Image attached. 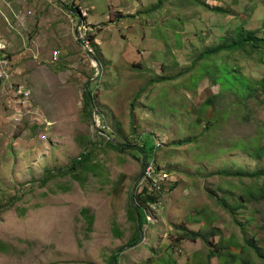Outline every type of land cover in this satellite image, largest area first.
Masks as SVG:
<instances>
[{"label":"rangeland","instance_id":"374dc122","mask_svg":"<svg viewBox=\"0 0 264 264\" xmlns=\"http://www.w3.org/2000/svg\"><path fill=\"white\" fill-rule=\"evenodd\" d=\"M4 1L0 4L8 9ZM197 1L220 6L226 13L211 12ZM25 3L11 8L25 12L24 35L38 30L44 49L38 57L36 50L20 48V60L27 63H15L19 76L10 67L11 82L25 85L31 95L25 105L0 93V242L8 249L0 252V264H109V256L134 237L128 203L140 183L151 178V171H144L146 179L140 178L144 166L130 155L136 156V150L130 149L129 154L100 144L95 150L97 175L89 173L83 184L59 174L42 183L47 171L57 172L77 158L85 150V140L98 143L104 137L125 143L126 149L138 141L140 146L163 143L149 160L155 158L159 172L169 175L159 206L150 203L144 208L151 222L144 226L141 240L123 249L119 264H142L151 257L150 247L164 250L168 239L176 237L171 224L197 231L216 221L212 226L227 235L224 227L229 219L208 195L218 185L223 189L228 185L210 173L264 167V156L256 160L246 154V149L264 145V100L256 96L242 107L229 94L221 99L225 104L215 103L213 111L202 112V102L220 88L204 74L188 90L184 86L195 67L185 71L193 66L190 60L199 47L220 44L239 19L244 29L263 34L264 0H172L150 14L147 11L156 0ZM71 5L77 10L70 12ZM0 12L4 13L1 6ZM32 13L39 14L38 27L30 23L35 19ZM13 34L19 46V37ZM179 34L178 47L175 36ZM169 44L172 49L167 52L164 47ZM228 64L250 79L264 73V60L261 65L245 54L233 53ZM160 77L171 79L155 83ZM141 89L145 91L131 110L130 101ZM85 91L93 98L91 120L82 109ZM205 128L194 143L171 146ZM82 208L94 217L89 232L79 214ZM201 210L217 219L202 223ZM114 223L122 233L119 237L112 233ZM228 227L240 240L236 229ZM258 235L264 246V231ZM176 246L173 257L176 254L178 264H207L200 240ZM211 264L222 263L212 259Z\"/></svg>","mask_w":264,"mask_h":264},{"label":"trees","instance_id":"16d2710c","mask_svg":"<svg viewBox=\"0 0 264 264\" xmlns=\"http://www.w3.org/2000/svg\"><path fill=\"white\" fill-rule=\"evenodd\" d=\"M168 1L172 0H156V3L147 11V14H150L154 10H160L162 4ZM197 4L202 5L205 9L214 13H221L223 15L226 13L220 6L209 7L203 1H197ZM69 10L70 12L74 10L76 11L77 7H72L71 5ZM243 18L245 19V17ZM244 24L245 23L242 19H239L236 26L227 31L224 40L220 44H217L214 47L205 45L199 47L193 59L190 60V64L193 66L186 68L185 74L191 71L192 67H195V70L187 78L186 86H184L188 90H193L198 83L199 77L204 74H209L211 76L210 82L217 84L220 88V92L217 95L210 96L202 102V112L206 109H211V111H213L215 103L225 104L221 99L223 96L226 97V95L229 94L232 95L233 103L237 100V103L242 107H244L248 100L255 99L256 96H260L264 100V73L259 78L250 79L244 76L238 67L228 64L232 60L233 53H241L248 57L250 56V60L262 65V61L264 60V27L261 30L263 34H259V30L254 31L244 29ZM181 37L180 34L175 36L176 45L178 47L181 46ZM90 45L94 48L96 47L92 39H90ZM171 49L172 46H170V44L168 46L165 45L164 47V50L167 52H170ZM223 52L225 53L222 54ZM191 54L192 53L188 54V57H190ZM216 61H219L221 64L216 65ZM262 72H264V68ZM177 77L178 76H175L173 78ZM169 79H171V77H160L155 83H165ZM152 82L153 81H150L147 86ZM88 87L89 86H87V88ZM144 91V89H141L132 97L129 104L131 110L132 108L134 110V104L141 98ZM88 92L89 94L86 91L83 93L84 101L82 109L85 110L84 112L91 120L93 98L90 96L91 92ZM96 116H99V114L96 113ZM101 121L102 126H104L105 121L103 122L102 119ZM205 131L206 128L196 137H186L184 139L179 138L180 140L176 141V143L171 146H185L192 144L197 140L196 138L203 135ZM100 144L111 150L123 153L125 151L130 154V149L136 150V156L132 154L130 155L140 161L143 166H145V163L147 162H153L155 168L153 174H167L163 180L155 179L156 177L154 179H146V177L142 175V179L144 178L146 181L144 182V185L139 182L140 185L138 187L139 190L137 191V195L133 194V201L136 210L133 209L130 201L127 208V219L134 227V237L128 241L125 247L117 249L109 256V264H119L123 249L133 247L140 241V234L148 222L144 214V208H148V204L150 203L158 204L159 206V195L169 180H167V177L169 176L168 173L159 172L161 170L155 163V158H153L152 161L149 160V155L153 154L156 149H159L163 143L156 141L153 146H147L145 143H142L140 146L138 141L136 144L134 143L133 145H130L132 147L128 146L126 149L127 145H125V143H117L115 139L111 137H109V139H105L104 137L102 138V141L98 143H92L90 141L86 142L85 140V150L81 152L77 158L73 159L65 168L58 169L57 172L47 171L42 179V183H46L54 178L56 174L63 177L69 176L77 180L79 184L86 182V176L89 173L97 175L96 172L97 169H99V162L96 160L95 150H97V146H100ZM246 154L253 159H261L264 156V145L254 147L251 150L248 148L246 149ZM210 175L217 176L218 182L224 181L226 185H228L224 189L218 185L216 189H211L210 194L208 195V199H211L229 219L227 224L224 223V229L227 231V235L220 228L212 226L216 221L212 222L211 227L201 228L197 231L190 230L184 224H171L176 236L174 237V241L168 239L169 244L164 250L158 248V251H155L150 247L151 257L144 260L142 264H178L176 261V254H174L175 257H173L174 251L179 248L176 245H180L183 241L195 242L196 240H200L206 248L205 260L207 261V264H211L212 259H216L222 264H264V246H262V240L258 235V233L264 231V210L261 208L264 204V167L252 171L246 170L242 167L225 168L210 173ZM153 182L158 184V188L151 187ZM146 185L151 187V189L149 190ZM175 186L176 184L170 189ZM229 186H232V190ZM218 193H220V195ZM198 213L200 214V217H203L201 221L202 223L208 224L213 221L214 218L217 219L216 217L213 218V216L206 215V212L203 210ZM79 214L84 219L89 232L94 217L90 214V211L87 208H82ZM228 224L231 228L236 229V233L239 234L240 240L235 234H230L228 232ZM111 230L116 237L122 235L115 223ZM216 237L217 241L214 240ZM7 251V246L0 242V252Z\"/></svg>","mask_w":264,"mask_h":264},{"label":"crops","instance_id":"0c3cea01","mask_svg":"<svg viewBox=\"0 0 264 264\" xmlns=\"http://www.w3.org/2000/svg\"><path fill=\"white\" fill-rule=\"evenodd\" d=\"M15 3H17L18 5H23V3H25V0H6L4 1V5L8 9H6L3 6V4H0L1 9L4 11V13L0 12V36L3 39H5L8 44V49L6 51H7V55L11 57V62H12L11 68L13 71V75L19 76L21 73L17 72V69L15 68V63L18 65L27 63V61H23L22 59L20 60L21 54H19V51L24 48L28 52H32L36 50L35 53L39 57L40 53L44 49V46L41 45L38 41L39 35H40L38 30H36V32H34L33 34L29 33L28 35H24L26 29H23V28L27 24L28 18H27V15L25 16L24 11L15 12L12 10L11 7L14 8L13 4ZM26 4L27 3H25V5H23L22 8H24ZM31 17L35 18L34 20L30 19L31 25H36L38 27L39 26L38 22L40 20L39 14L32 13ZM17 31L18 33L20 31V34H18ZM14 32H16V36L19 37V46L18 45L16 46L17 39L15 37V34H13ZM20 67H23V66H20ZM0 93H1V83H0ZM8 98L10 99V96H8Z\"/></svg>","mask_w":264,"mask_h":264},{"label":"built area","instance_id":"2783aa9c","mask_svg":"<svg viewBox=\"0 0 264 264\" xmlns=\"http://www.w3.org/2000/svg\"><path fill=\"white\" fill-rule=\"evenodd\" d=\"M0 66H1V93L10 95L11 100L16 101L20 106L25 105V100L20 99V92H27L22 84H14L11 82L13 79L10 69L3 65V53H0ZM150 171V170H148ZM151 177H156L155 179H163L166 176L163 174H152ZM153 187L158 188V184L153 182Z\"/></svg>","mask_w":264,"mask_h":264},{"label":"bare ground","instance_id":"6f19581e","mask_svg":"<svg viewBox=\"0 0 264 264\" xmlns=\"http://www.w3.org/2000/svg\"><path fill=\"white\" fill-rule=\"evenodd\" d=\"M10 31V30H9ZM7 45H6V43H5V41L0 37V53H3V65L5 66V67H7V68H9L10 69V63H8V61H10L9 60V57L7 56ZM11 72V71H10ZM0 83H1V66H0ZM25 86V85H24ZM23 86V87H24ZM25 88V87H24ZM30 91V90H29ZM31 93V92H30ZM7 94V93H6ZM20 95H21V97H22V99L23 100H25V101H27V100H29V98H30V96L31 95H29L28 94V91L27 92H20ZM145 169V170H144ZM148 170H150L151 172H152V174H153V172H155V168H154V165H153V162H147V163H145V166H144V168H143V176H144V171H148ZM142 174L140 175V178H141V176H142ZM161 175H163V173L161 174ZM165 175V174H164ZM166 176V175H165ZM155 177H151L150 179H154ZM164 179V178H163ZM163 179H160V180H163ZM153 184V183H152ZM151 187H153L152 185H151ZM155 188V187H154ZM131 198H132V200H133V195L131 196ZM130 202H131V199H130ZM134 202V201H133ZM132 205V204H131ZM155 207H157L158 206V204H153ZM133 207V206H132ZM134 209V208H133ZM140 237H141V234H140Z\"/></svg>","mask_w":264,"mask_h":264},{"label":"water","instance_id":"95a60500","mask_svg":"<svg viewBox=\"0 0 264 264\" xmlns=\"http://www.w3.org/2000/svg\"><path fill=\"white\" fill-rule=\"evenodd\" d=\"M98 69H99V68H98ZM99 71H100V70H99ZM94 112H95V111H94ZM92 122L95 124L94 118H92ZM131 204H132L133 208L136 210V208H135V204H134L132 198H131ZM140 240H141V237H140Z\"/></svg>","mask_w":264,"mask_h":264},{"label":"clouds","instance_id":"9594fccd","mask_svg":"<svg viewBox=\"0 0 264 264\" xmlns=\"http://www.w3.org/2000/svg\"><path fill=\"white\" fill-rule=\"evenodd\" d=\"M56 59H57V57H56ZM147 221H149V220L147 219ZM149 222H151V221H149Z\"/></svg>","mask_w":264,"mask_h":264}]
</instances>
